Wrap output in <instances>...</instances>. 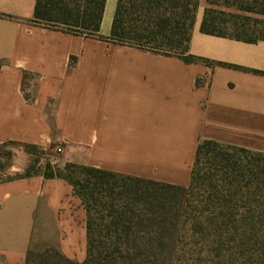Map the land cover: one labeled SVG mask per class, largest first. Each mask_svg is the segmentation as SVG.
Masks as SVG:
<instances>
[{"label":"crops","instance_id":"1","mask_svg":"<svg viewBox=\"0 0 264 264\" xmlns=\"http://www.w3.org/2000/svg\"><path fill=\"white\" fill-rule=\"evenodd\" d=\"M37 0H0V146L16 145L0 181V261L24 264L47 243L87 257V212L73 187L43 173L21 177L25 146L61 149V164L188 187L199 143L264 154V40L201 32L200 0L187 64L136 48L36 26ZM118 0H107L110 36ZM264 20V15L259 14Z\"/></svg>","mask_w":264,"mask_h":264},{"label":"trees","instance_id":"2","mask_svg":"<svg viewBox=\"0 0 264 264\" xmlns=\"http://www.w3.org/2000/svg\"><path fill=\"white\" fill-rule=\"evenodd\" d=\"M106 1L37 0L30 22L187 64L200 61L189 54L200 0H118L110 36L103 37ZM230 17L235 16L207 9L201 32L264 40L224 33L221 26ZM5 147L0 146V167ZM25 149L33 157L21 175L27 178L38 174L41 149ZM43 176L69 183L87 212V257L81 264H264V154L203 141L188 187L69 163H47Z\"/></svg>","mask_w":264,"mask_h":264},{"label":"rangeland","instance_id":"3","mask_svg":"<svg viewBox=\"0 0 264 264\" xmlns=\"http://www.w3.org/2000/svg\"><path fill=\"white\" fill-rule=\"evenodd\" d=\"M225 7L226 13L232 14L235 17H230L231 23L221 26L224 33L232 35L239 34L248 38L264 36V25L260 22L263 17L259 14L264 10V0H220ZM17 149L16 145H7L4 148L5 155L1 159L0 180L12 178L9 175V167L13 162V151ZM61 154L57 151L38 152L39 163L36 165L34 172L44 173L47 163L61 164ZM33 160V158H32ZM53 164V165H55ZM63 168V167H60ZM62 255L47 243L34 245L31 249L27 260L24 264H67L62 259ZM77 263V262H75ZM0 264H7L0 261Z\"/></svg>","mask_w":264,"mask_h":264},{"label":"built area","instance_id":"4","mask_svg":"<svg viewBox=\"0 0 264 264\" xmlns=\"http://www.w3.org/2000/svg\"><path fill=\"white\" fill-rule=\"evenodd\" d=\"M57 151L60 153L61 152V149L59 148V149H57Z\"/></svg>","mask_w":264,"mask_h":264}]
</instances>
